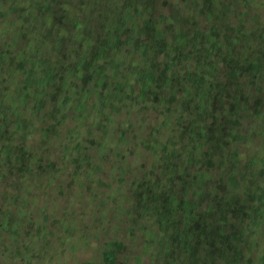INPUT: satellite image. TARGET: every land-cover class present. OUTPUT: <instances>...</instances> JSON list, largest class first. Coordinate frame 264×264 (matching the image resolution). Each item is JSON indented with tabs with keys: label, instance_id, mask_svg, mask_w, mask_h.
<instances>
[{
	"label": "trees",
	"instance_id": "1",
	"mask_svg": "<svg viewBox=\"0 0 264 264\" xmlns=\"http://www.w3.org/2000/svg\"><path fill=\"white\" fill-rule=\"evenodd\" d=\"M122 1L64 3L54 20L49 3L40 18L36 0H0V264H62L50 238L65 250L98 232L113 262L127 223L133 248L155 262L264 264V150L248 142L264 134V98L249 109L253 77L239 86L205 71L200 48L220 35L219 12ZM193 48L203 66L191 71ZM208 114L226 132L211 156L192 146L211 133ZM190 117L189 148L176 120ZM105 170L122 183H98ZM111 210L121 229L94 220Z\"/></svg>",
	"mask_w": 264,
	"mask_h": 264
},
{
	"label": "rangeland",
	"instance_id": "2",
	"mask_svg": "<svg viewBox=\"0 0 264 264\" xmlns=\"http://www.w3.org/2000/svg\"><path fill=\"white\" fill-rule=\"evenodd\" d=\"M21 1V0H18ZM26 1V0H25ZM87 0H36V14H39L40 18H43L45 15L41 12V9L43 11V6L46 3H49V7L51 9V13L54 20H60L61 19V13H62V6L64 3L67 5L72 6L74 3L78 5L77 7L81 10L84 7V3ZM152 1V0H147ZM155 1V0H154ZM46 2V3H45ZM122 3V0H94L93 3H106L108 5H112L111 3ZM155 2H158L155 1ZM164 2V0H162ZM169 5H173L177 11H183V10H190L191 7L185 8L186 6H198L199 8L204 7H212L214 10L219 12L218 17H221L220 24L223 26L220 32V35H218L215 42H211L208 37H206V44L205 46L201 47V54L207 60V64L210 66L208 70H205L206 72L212 71L213 74L217 77V80H220V82H223L227 80V78H238L237 82L236 79L234 83L241 86L246 80H250L249 78L253 77V87L258 90L257 92L253 91L252 94L254 97L253 99H250L247 103V100H243L242 102H246L247 108L252 109L251 107H256V101L259 99L260 101L264 98V0H167ZM40 6V7H38ZM39 8V9H38ZM183 14H186L187 11L181 12L180 16ZM178 16V13L176 14ZM180 21H184L183 16L181 18H178ZM204 23H202L203 28L207 29V24L205 25V19L203 20ZM202 21V22H203ZM40 22H42V19H40ZM184 25V22L181 23V26ZM226 26V29H225ZM180 28V27H179ZM235 28H238L239 31H234ZM203 40L200 36L198 40ZM52 49L53 46H50ZM197 50L195 48L189 50L188 52L185 51V53L189 56V58L192 60V63L189 59L185 62L186 64H189L188 66L191 68V71L199 69L202 65L201 60L197 57L195 54ZM186 55V58H187ZM251 62V63H250ZM231 72V73H230ZM226 78V79H225ZM223 80V81H222ZM232 83V82H231ZM230 84V83H229ZM244 87V86H243ZM234 89V87L232 86ZM242 88V87H241ZM232 89V90H233ZM229 99H225L224 101H228ZM210 112L213 113V110L210 109ZM204 124H206L211 131V133L208 134V138L204 140L203 142L196 141V143H193V147H198L201 143L203 144L204 149H207L208 156H211L215 154V152H219V149L222 145L223 136L219 135V132H221L223 135L226 133L223 126L218 125V122L215 120L216 118L212 114H208L203 118ZM179 121L181 123V127L176 130V139L181 142L184 139V145L190 148L188 142L186 141V135L188 131L193 126V119L192 117L188 119H177L176 122L177 125H179ZM263 122V121H262ZM219 132H218V130ZM241 135H237L238 138H246V131H241ZM251 137H248V142L255 146L256 148L258 146H263L264 150V143L263 138L264 134H258L257 136L250 134ZM211 144L213 148H210L208 144ZM208 145V147L206 146ZM239 145H242V142L238 141ZM263 144V145H262ZM245 151V147H242ZM203 149V148H202ZM142 160H137L136 157L133 159V161L126 162L124 167L126 166H135L138 163H140ZM124 161H121V164H123ZM149 166V165H148ZM136 171V170H135ZM131 174V172H129ZM100 175L103 176V180L98 181V183L107 186L117 185V183L120 185L122 181L118 182L115 177H109L106 175V170L101 171ZM244 176V175H243ZM137 181L136 179L132 178L131 176L128 177L125 181L126 184H135ZM96 183L98 190H101L102 188L99 186V184ZM239 182H236L234 184H237ZM133 186V185H132ZM130 187V186H126ZM138 188V187H137ZM261 188V187H260ZM125 188L120 186V193L123 195L126 190ZM261 190V189H260ZM130 191V190H128ZM241 191V190H240ZM119 193V194H120ZM120 194V195H121ZM121 195V196H122ZM65 197L64 200L66 202H69L70 197L67 195H63ZM119 199L120 197L117 196ZM244 197V193L243 196ZM85 198L82 199V201ZM68 206V205H67ZM114 210V208L112 209ZM111 210L110 214H108L107 217L100 216V218H95L94 220L97 223L104 224L106 222L111 223L112 225L116 226L115 228L121 229L124 227L125 223L124 220L118 221L116 217L114 216L113 211ZM72 212V209H70ZM69 213V209L67 210ZM158 224V223H157ZM79 230L82 226H78ZM89 229L93 230V225L90 224ZM100 227V226H99ZM132 226L128 225L127 223V230L126 232L127 237H119L122 239V243L125 245H121V247L117 248L116 246H113V262L108 261H102V253L99 247V244H104V238L100 233L96 235L97 238L91 241H85L81 243L78 247L71 246L65 248V250L59 245L58 243H52L56 242V240H53L50 238V241L48 243V250L50 253H54L56 256H59V261L62 262V264H80L81 262H88L89 264H122L123 259L125 261H128L127 264H136V263H146L149 264L151 262H155L154 260L150 259L147 256H142L141 253L134 249V246H137L138 244L132 240L131 236L133 234V231H130V228ZM137 227L133 228L134 230ZM96 230V227H94ZM99 229V228H98ZM97 229V230H98ZM79 230L77 232H73L72 236L78 237L82 235V232L79 233ZM155 233L157 236L162 235V232L160 230V227L156 225ZM120 235L122 236V233L120 232ZM48 235H45L44 239ZM163 237V235H162ZM113 238L116 239V236L113 235ZM110 240V238H107ZM118 239V238H117ZM118 239V240H120ZM160 239V237H159ZM49 240V239H48ZM99 243V244H98ZM261 248V247H260ZM139 261H138V257ZM157 258V256H155ZM124 261V262H125ZM126 263V262H125ZM156 264H164L163 257L161 260H158L155 262Z\"/></svg>",
	"mask_w": 264,
	"mask_h": 264
}]
</instances>
